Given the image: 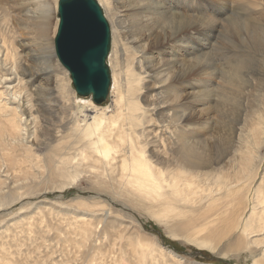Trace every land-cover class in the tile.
<instances>
[{"label":"bare ground","instance_id":"bare-ground-1","mask_svg":"<svg viewBox=\"0 0 264 264\" xmlns=\"http://www.w3.org/2000/svg\"><path fill=\"white\" fill-rule=\"evenodd\" d=\"M98 1L113 27L107 105L90 97L76 101L53 47L58 0H0V210L32 197L40 185L65 188L85 181L95 196L72 199L82 214L66 217L81 237L92 239L95 255V242L109 236L114 264L182 261L134 217L112 207L118 204L145 212L170 236L222 256L259 249L253 260L262 264L264 62L218 67L214 58L177 61L169 45L177 42L186 57L193 51L206 55L219 45L213 36L219 28V39L233 44L226 29L233 24L240 43L260 49L264 31L247 30L243 16L219 20L229 0H220V16L214 12L209 19L183 13L181 0H131L140 15L133 29L142 26L143 33L128 43L117 30L128 23L119 17L123 2ZM33 53L44 66L23 59L35 58ZM39 76L47 77L45 83ZM207 109L217 112V123L206 117ZM126 250L133 261L122 258Z\"/></svg>","mask_w":264,"mask_h":264},{"label":"rangeland","instance_id":"rangeland-1","mask_svg":"<svg viewBox=\"0 0 264 264\" xmlns=\"http://www.w3.org/2000/svg\"><path fill=\"white\" fill-rule=\"evenodd\" d=\"M96 1L102 8L104 15L110 25L111 44L110 52L107 58L108 62L112 47L113 27H111V21L108 19L109 17L107 18L105 14L106 7L102 6L98 0ZM121 1L123 2V6L119 9V17H121L122 20L127 19L128 23H125L127 26L126 28H122L121 30L118 27L117 30L121 32L120 37L123 38V40L126 41V38H130L127 40L129 43L131 38L135 37V33L138 35L143 33V30L141 29L143 27L138 26L135 30L133 29V26L139 23L140 15L137 14L139 11L134 9L131 0L128 1V6L124 5L125 1L127 0ZM191 1L192 0H190V2H185V0H181V5L179 4L181 11L186 15H189L191 18H195L196 16L200 18L206 17L207 19L213 18L215 16L214 12L218 13L216 16H220L219 14L222 11V1ZM245 1L246 0H229L224 14L218 17V19L224 21L231 16H243L242 19L248 23L247 30L255 31V34H260V32L264 31V0H251L248 1V4H246ZM56 17L59 21L57 8ZM153 17L155 16H152V18ZM257 22H261L263 27L259 28V24ZM251 25H255V28H253ZM226 29L228 36L233 40V44H229L222 38L219 39V28L217 32L213 31V36L219 45L215 44L212 52L207 53L206 55L200 56V54L204 51L198 54V51H193L192 55H187L186 57V52H184L182 47H180L181 45L179 46L177 42L170 44L169 47L172 49L177 61L179 59L182 61L181 59H187L189 57L208 59L214 58L218 67H221V65H234L240 62L244 63L248 61L253 62L258 66L263 65L264 53L261 49V47L264 45L263 39L258 40V42L261 44L259 49L256 46H251L250 43H247L248 45L242 44L236 39L237 35L240 34L238 27H234L233 24H231L230 26H226ZM130 35L132 36L130 37ZM192 38H194V44L198 48L201 47V43H199L195 37H190L189 39ZM234 44H237V47L234 48ZM34 54L35 53L32 55ZM34 57L35 58L23 57V59H25L29 64L32 63V67L34 68H39L45 65V63L43 64V59L40 58L39 55L36 54ZM108 66L110 68L109 62ZM261 70L258 72L257 76L255 75L256 78L262 77V75H259V73L262 74ZM111 71L112 70L110 68V74ZM50 74H53V71H51ZM46 78V76H39V83H45ZM196 78H200V76ZM70 85L72 86L71 82ZM87 99L88 97L77 96L76 101L77 103H83L86 102ZM109 101V97H107L106 100L101 103V105H107ZM212 106L213 103L210 107ZM205 115L206 117L213 116L215 123H217L219 119L216 117L217 112L211 109H207L205 111ZM202 132L207 134L205 130H202ZM47 187L46 185H40L37 190L34 191L35 193L31 195L32 197L23 198L17 203L11 204V206L8 208L0 210V230H5L3 237L0 238V248L4 247L0 250V264H114L112 260V241L109 239V236H105L104 238L100 237V239L95 242L99 248V253L95 255L93 249L90 248L93 243L92 239L86 240L81 237L77 231V228L75 227V223H72L66 217H69L73 213L72 211L78 212L80 210L78 207L76 209V200L72 199L80 196L82 199L90 201L91 197L95 196L94 190L91 189L85 181H80V183H78L75 187ZM101 197H105L108 205L110 203L113 205L111 197H108V195H103L100 196V199H102ZM25 202H29L27 204V208L20 210V205ZM112 207L124 213L125 215L128 213L134 217V222L140 226L141 230L153 235L155 238H157L159 244L178 254L180 257L179 259L182 260L181 264H254V260L260 257L259 249H256V253L254 254L248 250L228 252L226 256L213 253L207 249L199 248L193 243L185 241L184 239L170 236L162 224H159L152 218L150 219V217H148L145 212L140 213L132 208L130 209L129 207H122V205L119 204ZM38 213H40L39 216ZM81 214V212L77 213V215ZM32 217H37V219H32ZM20 219H23L24 221L18 223L16 226L10 223V221H20ZM224 243L225 241H222V244ZM118 244L120 245L121 243ZM128 252L129 251L126 250L122 258L133 261V256H129ZM262 264H264L263 260Z\"/></svg>","mask_w":264,"mask_h":264},{"label":"water","instance_id":"water-1","mask_svg":"<svg viewBox=\"0 0 264 264\" xmlns=\"http://www.w3.org/2000/svg\"><path fill=\"white\" fill-rule=\"evenodd\" d=\"M57 8L56 55L69 72L76 94L101 104L111 85L109 22L96 0H58Z\"/></svg>","mask_w":264,"mask_h":264}]
</instances>
